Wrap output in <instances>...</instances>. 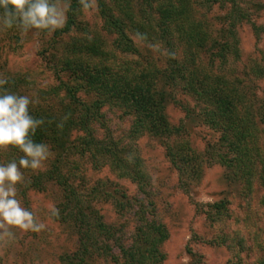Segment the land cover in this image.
I'll return each instance as SVG.
<instances>
[{"label":"trees","instance_id":"obj_1","mask_svg":"<svg viewBox=\"0 0 264 264\" xmlns=\"http://www.w3.org/2000/svg\"><path fill=\"white\" fill-rule=\"evenodd\" d=\"M63 1L68 3L67 19L63 27L53 31L56 42L76 27L86 29V24L78 21V14L88 0ZM130 1L97 0L103 27L113 35V47L106 49L96 36H72L63 52V61L59 60V68L54 67L56 83L40 91L38 98L30 99L33 101L29 105L30 115L44 121L30 138L58 150L50 169L35 176L32 184L44 188L46 177L62 187L63 200L53 211V218L70 223L78 238L77 247L60 256V264H93L96 258H107L116 264L163 263L162 244L169 232L157 217L150 177L142 169V160L131 141L148 131L162 139L166 155L180 172L184 187L188 186L184 176H199L200 155L188 145L171 142L185 131V125H171L165 112L169 101L181 106L188 119H198L220 133L217 143L206 149L205 157L217 156L222 165L246 176L255 169L259 148L252 139L255 128L252 107L240 79L202 69L196 63V55L205 54L211 68L239 60L237 27L251 23L258 37L264 35V25L254 21V16L264 10V1L195 0L208 11L215 7L224 10L217 17L220 26L214 35L209 27L195 20L191 7L185 3L187 0H146L152 12L134 11ZM0 14L4 16L3 9ZM19 25L22 24L17 19L12 27ZM130 32L161 44L165 51L163 69L155 67L153 61L115 59L118 52L123 57L139 54ZM178 42H183L181 57L176 53ZM6 80L8 83L0 88V94L24 95L22 78ZM178 93L192 97L194 103L183 102ZM105 107L119 108L131 118L126 138L114 137L105 123ZM243 108L247 109V118ZM256 111L264 121V103ZM100 127L104 129L102 135ZM75 129L83 133L79 142L71 139ZM74 155L88 157L96 168L109 166L131 178L138 193L129 196L118 184L100 179L91 187L76 185L72 171L75 161L69 160ZM260 178L264 182V171ZM99 199L112 200L119 216L134 219V227L128 230L123 223L118 226L107 223L95 204ZM208 207L211 209L207 214L212 220L217 218L216 212L226 210L225 201Z\"/></svg>","mask_w":264,"mask_h":264},{"label":"rangeland","instance_id":"obj_2","mask_svg":"<svg viewBox=\"0 0 264 264\" xmlns=\"http://www.w3.org/2000/svg\"><path fill=\"white\" fill-rule=\"evenodd\" d=\"M54 3L64 11L67 19L68 3L63 0ZM130 3L134 11L146 9L152 12L146 0H131ZM185 3L191 7L195 20L209 27L214 35L220 26L217 17L224 14V10L215 7L208 11L197 5L195 0ZM87 5L78 14V21L86 24V29L76 27L70 35H64L57 42L53 31L48 29H25L22 25L5 27L4 16L0 14V79L22 78L23 94L35 99L40 91L48 90L56 83L54 67L59 68V60L63 61V52L72 36H96L105 43L106 49H111L113 35L103 27L97 0H88ZM254 21L264 25V10L254 16ZM237 32L241 49L239 60L211 68L205 54L200 53L196 55V63L206 71L240 79L252 107L250 112L255 126L251 132L252 139L256 140L259 148L254 172L246 176L222 165L217 156L205 157L206 149L217 143L220 133L198 119H188L185 111L174 101L166 103V115L171 125H185V131L171 142L188 145L196 155H200L199 176H184L188 185L184 187L180 172L166 155L162 139L148 131L131 141L142 160V169L150 177L151 199L155 203L157 217L169 232V237L162 244L165 255L162 264H262L264 261V182L260 178L264 171V121L256 113L264 103V35L258 37L252 24L245 22L238 25ZM129 34L139 54L123 57L118 52L116 60L153 61L155 67H165V51L160 43L149 41L136 32ZM182 43H177L178 57L183 55ZM177 96L183 102L194 103L190 96L180 93ZM246 110L242 109L245 117ZM103 111L105 123L114 137L126 138L131 118L116 107H105ZM99 133L102 135L104 129L100 127ZM82 135L75 129L71 139L79 142L77 140ZM252 139L249 137L250 141ZM255 151L253 149V153ZM49 152L41 169H19L23 179L15 186V198L21 207L33 214V223L43 224V228L39 231L24 230L0 221V264H60V256L78 245L75 228L68 222L53 218V211L63 200L62 187L46 177H43L44 188L32 184L35 176L50 169L58 150L49 145ZM23 155L10 147L0 149V165L13 160L18 162ZM69 160L75 161L73 180L78 186L83 183L86 188L91 187L100 179L118 184L129 196L138 193V186L131 178L120 175L109 166L96 168L88 157L75 155ZM218 201H225L226 210L221 214L216 212L217 218L212 220L207 214L211 209L208 204ZM95 204L107 223L117 226L123 223L128 230L134 227V219L119 216L112 200L99 199ZM93 264L116 263L107 258H96Z\"/></svg>","mask_w":264,"mask_h":264},{"label":"clouds","instance_id":"obj_3","mask_svg":"<svg viewBox=\"0 0 264 264\" xmlns=\"http://www.w3.org/2000/svg\"><path fill=\"white\" fill-rule=\"evenodd\" d=\"M0 9L4 10L3 25L9 28L17 19L25 29L50 31L63 27L66 22L64 11L50 0H0ZM7 83L6 79H0V88ZM32 102L25 95L0 94V149L13 146L24 154L18 162L13 160L0 165V221L20 229L39 231L43 224H34L33 214L21 207L15 198V186L23 179L19 169H41L50 155L47 144L36 143L30 138L44 123L30 115Z\"/></svg>","mask_w":264,"mask_h":264}]
</instances>
